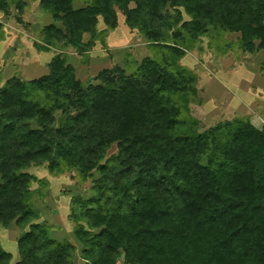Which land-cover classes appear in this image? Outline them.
<instances>
[{
    "label": "trees",
    "instance_id": "1",
    "mask_svg": "<svg viewBox=\"0 0 264 264\" xmlns=\"http://www.w3.org/2000/svg\"><path fill=\"white\" fill-rule=\"evenodd\" d=\"M76 1L39 0L54 22L33 45L57 50L46 74L1 83L0 73V227L25 229L13 264L76 257L37 222L48 182L33 165L90 181L68 206L81 264H264V125L237 116L202 128L189 108L197 75L179 62L204 36L217 55L264 50V0ZM12 4L21 13L26 2L0 0L5 17ZM117 9L153 57L127 53L123 66L80 80L67 49L87 64L96 44L107 47ZM227 33H238L232 47ZM11 259L0 245V264Z\"/></svg>",
    "mask_w": 264,
    "mask_h": 264
},
{
    "label": "rangeland",
    "instance_id": "2",
    "mask_svg": "<svg viewBox=\"0 0 264 264\" xmlns=\"http://www.w3.org/2000/svg\"><path fill=\"white\" fill-rule=\"evenodd\" d=\"M26 5L19 13L14 5L11 15L5 17L0 12V20L4 25V39L0 41V73L1 83L11 76L23 79L39 77L47 73L46 64L57 52L37 51L33 41L38 39L43 26L54 22L50 13L40 8L39 0H24ZM81 1L75 2L79 6ZM133 6V4H131ZM118 26L105 35L106 48L99 44L93 48L95 61L83 64L80 56L71 48L67 49L68 60L74 66L76 76L86 81L100 70L114 65L123 66L125 55L130 53L140 61L145 56L153 57L143 37L130 30L124 22V16L117 9ZM18 17L23 22L18 21ZM60 25L59 23H57ZM98 29L105 28L101 18ZM88 34H84L87 40ZM224 37L235 45L238 33H227ZM208 38L202 37L198 42L201 51L196 49L187 52L180 63L197 75V95L189 104L192 115L198 118L206 128L224 119L237 116H248L257 128L264 125V50L254 54H243L234 51L233 47L223 55L208 50ZM113 145L108 153L114 152ZM38 179H46L47 194L42 198L36 195V206L39 210L37 222H45L51 226L50 235L57 239H65L77 247L74 264H81L79 256L80 244L73 235L72 225L68 220V206L73 195L87 197L90 194V181L80 182L71 172L52 175L45 165H33L28 169ZM34 183L32 187H37ZM22 229L11 223L6 228L0 227V245L11 253V263L19 259L17 238L23 234ZM118 264H124L120 259Z\"/></svg>",
    "mask_w": 264,
    "mask_h": 264
},
{
    "label": "crops",
    "instance_id": "3",
    "mask_svg": "<svg viewBox=\"0 0 264 264\" xmlns=\"http://www.w3.org/2000/svg\"><path fill=\"white\" fill-rule=\"evenodd\" d=\"M92 51H93V50H92ZM92 51L90 52V60H89V61H93V60L95 61V57L92 56V54H94V53H93L94 51H93V52H92Z\"/></svg>",
    "mask_w": 264,
    "mask_h": 264
}]
</instances>
